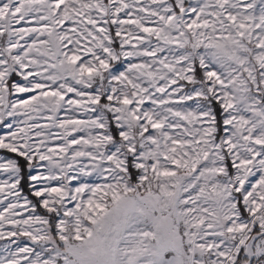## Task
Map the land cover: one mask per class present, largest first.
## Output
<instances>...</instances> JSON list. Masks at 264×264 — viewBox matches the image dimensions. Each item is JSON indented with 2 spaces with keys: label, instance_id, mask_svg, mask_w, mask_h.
<instances>
[{
  "label": "snow or ice",
  "instance_id": "1",
  "mask_svg": "<svg viewBox=\"0 0 264 264\" xmlns=\"http://www.w3.org/2000/svg\"><path fill=\"white\" fill-rule=\"evenodd\" d=\"M0 264H264V0H0Z\"/></svg>",
  "mask_w": 264,
  "mask_h": 264
}]
</instances>
